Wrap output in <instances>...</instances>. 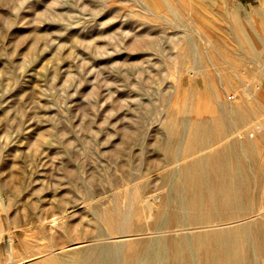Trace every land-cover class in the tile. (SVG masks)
Returning <instances> with one entry per match:
<instances>
[{"label": "rangeland", "instance_id": "rangeland-1", "mask_svg": "<svg viewBox=\"0 0 264 264\" xmlns=\"http://www.w3.org/2000/svg\"><path fill=\"white\" fill-rule=\"evenodd\" d=\"M237 3L0 0V264H127L191 244L173 231L202 225L180 170L233 141L248 181L231 217L257 237L264 141L252 158L239 134L264 129V13L254 26ZM234 93L245 118L188 150L193 118Z\"/></svg>", "mask_w": 264, "mask_h": 264}, {"label": "bare ground", "instance_id": "bare-ground-1", "mask_svg": "<svg viewBox=\"0 0 264 264\" xmlns=\"http://www.w3.org/2000/svg\"><path fill=\"white\" fill-rule=\"evenodd\" d=\"M235 27L238 30L237 24ZM208 39L210 40V38ZM247 42L246 45L249 44ZM262 50L260 49V52ZM247 96L251 98L249 94ZM179 98L181 99V96ZM229 98L235 100V104L223 103L219 112L213 111L211 118H203L202 115L194 116L191 124L193 135L188 138V150L193 146L196 147L197 144H208L212 132L234 127L245 118V107H242L241 101L239 104L237 93L231 94ZM249 116L251 117V115ZM262 132L256 133L254 129H251L246 131V134L248 133L247 138L243 131L239 134L243 140V150L252 158H255L256 150L260 148L259 143L264 141L263 128ZM243 136H245V140ZM236 144L238 145V142L233 141L224 147L212 148L192 161H188L180 170L184 175L182 181H185V190L190 193L189 204L194 208L192 219L194 224L195 221H201L202 225L184 226L173 231L177 233L192 231V243L180 241L179 245L173 249V253L170 254L162 245L152 246L150 244L145 247L142 255H131L126 260L127 264H259L256 258L251 257V252L255 253V257L257 255L258 258H264V227L259 225L257 237L251 240L249 238L250 225L243 219L231 217L234 213L231 207L234 204L237 207L243 204L248 181L247 176L244 175L247 173V169L238 157L240 150ZM238 174L241 175L238 176ZM206 204L211 210L201 215L199 210ZM214 209L219 211L216 215L219 214L218 217L221 221L212 220L215 213ZM155 211V206H149L150 217L155 214ZM227 218L231 221H223ZM249 219H255L258 222L256 216H249ZM171 220L166 219V221ZM34 258L37 259L36 256ZM99 258L100 256L85 257L82 264H105V261H100ZM120 260L114 259L113 264H119ZM30 261V258L24 259L18 264H39L38 261ZM261 264H264V260Z\"/></svg>", "mask_w": 264, "mask_h": 264}, {"label": "crops", "instance_id": "crops-1", "mask_svg": "<svg viewBox=\"0 0 264 264\" xmlns=\"http://www.w3.org/2000/svg\"><path fill=\"white\" fill-rule=\"evenodd\" d=\"M237 8L238 14H240L238 19L252 22L254 26H256L257 21L263 19L264 0H238ZM258 34L261 35V33Z\"/></svg>", "mask_w": 264, "mask_h": 264}]
</instances>
